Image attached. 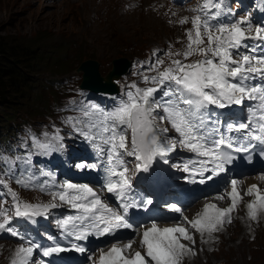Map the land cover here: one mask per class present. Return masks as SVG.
<instances>
[{
	"label": "snow or ice",
	"instance_id": "snow-or-ice-1",
	"mask_svg": "<svg viewBox=\"0 0 264 264\" xmlns=\"http://www.w3.org/2000/svg\"><path fill=\"white\" fill-rule=\"evenodd\" d=\"M221 7L219 0H211V6L206 3L201 10L207 8L212 12V9ZM212 19H216L215 13ZM187 22V17L180 21L181 24ZM191 22L193 28L185 33L187 44L184 50L167 54L183 59H172L162 71L159 66L163 65L164 61L157 60L154 69L157 74L144 77L145 83L150 81L157 85L156 87L139 88L131 85L135 92L129 91L128 99L122 101L111 113H105V118L99 125L75 117L68 118V123L75 121L74 131L93 142L98 155L105 157V171L108 175L103 188L114 194L118 201L116 208L110 207L86 184L66 182L59 185L58 190L51 191L49 194L53 201L58 199L68 203L79 213L58 222L65 231L70 227L74 229L68 231V234L74 236L75 240H84L93 234L98 237L113 235L122 229L135 230L133 223L128 219L129 210L152 204L151 199L140 202L129 199L132 183L127 175L130 169L125 157L133 158L137 172L148 171L157 157L168 163V154L180 147L199 158L195 161L199 167L193 168L189 164L183 166V170L189 173L186 179L191 183H204L205 180L226 171L225 166L235 158L233 152H248L250 148L256 147V144L264 145V83L248 84V81L257 78L264 81V50H261L260 55H255L260 45L264 44V26H257L255 35H250L252 24L247 17L231 24H212L206 16L196 15ZM248 40L259 41L260 44L250 48L252 54H241V48H249L246 43ZM234 53L239 55L240 59H234ZM195 55L202 58L191 63L185 62ZM157 92H161L159 98L155 95ZM245 100L256 101L257 104L248 108L249 116L246 118H237L236 122L227 123L226 132L229 135H226L219 126L222 122L214 119V114L208 109L212 106L221 109L231 105L243 106ZM81 111L84 117L90 118L97 109L95 105H91L85 106ZM165 121L177 133L176 137L167 135L169 128L161 126ZM79 124L84 127H77ZM231 133H243L240 140L244 143H237L230 138ZM54 139L57 142L55 144L40 142L37 137H33L32 143L47 153L57 147H63V137L57 134ZM97 139L100 143H96ZM253 141L256 143H252ZM261 154L264 155V148L261 149ZM77 167L84 168L85 165L80 164ZM197 176L200 177L199 181ZM16 183L24 187L30 186L22 177L16 178ZM230 184L231 191L226 194L231 200L230 207L221 209L216 205H206L203 214L196 219L187 221L185 218L192 229L202 235L208 233L211 236L213 232L219 231L225 222H231L230 214L242 197L237 189L238 180L233 179ZM0 186H6L3 179H0ZM41 190H44L43 186ZM8 192L14 202L15 217L31 219L46 215L49 209L57 207L56 203L22 202L11 188H8ZM246 194L255 196V200L246 205L249 217L255 220L258 212L264 211V193L258 185L253 184L249 186ZM224 198L225 196L218 197ZM170 208L181 212L175 204L170 205ZM210 208L215 209L213 214H209ZM0 216L3 217L0 230L25 240L24 236L10 226L11 217L6 212H0ZM181 240L190 241L193 246L196 243L186 227L177 225L161 228L152 223L151 227L142 233L141 244L146 247L144 255L140 251L124 255L125 251L132 247V242L129 241L123 247L114 244L108 252H102L98 264H180L183 255L194 252V247L189 248L181 243ZM28 244L27 247L21 244L15 250V258L10 264H29L34 251L40 246L31 241H28ZM71 248L80 253L86 251L76 243H73ZM68 250L57 244L44 248L42 255L48 257Z\"/></svg>",
	"mask_w": 264,
	"mask_h": 264
},
{
	"label": "rangeland",
	"instance_id": "rangeland-1",
	"mask_svg": "<svg viewBox=\"0 0 264 264\" xmlns=\"http://www.w3.org/2000/svg\"><path fill=\"white\" fill-rule=\"evenodd\" d=\"M110 1L107 5L106 0H0V37L20 35L19 38L27 40L39 37L41 42L45 38L62 52L67 50L55 78L69 75L80 84L82 72L76 70L79 61L95 59L100 74L105 76L114 58L142 55L148 47L162 43L176 32L174 27L149 11L148 6L126 10L123 8L125 0ZM107 23L109 33H106ZM55 93L59 94L58 89L45 93L44 101H51ZM24 118L44 120L46 114L40 115L38 109L28 110L27 115H18L17 120ZM254 234L252 238L237 224L225 233L218 251L197 257L189 264L264 263V224ZM254 253H258L256 258H252Z\"/></svg>",
	"mask_w": 264,
	"mask_h": 264
},
{
	"label": "trees",
	"instance_id": "trees-1",
	"mask_svg": "<svg viewBox=\"0 0 264 264\" xmlns=\"http://www.w3.org/2000/svg\"><path fill=\"white\" fill-rule=\"evenodd\" d=\"M20 35L0 37V127L15 121L18 115H27L42 101L46 86L40 75L57 72L58 62L53 57L55 49L47 39L27 40ZM57 70V71H53ZM22 122H29L27 118Z\"/></svg>",
	"mask_w": 264,
	"mask_h": 264
},
{
	"label": "water",
	"instance_id": "water-1",
	"mask_svg": "<svg viewBox=\"0 0 264 264\" xmlns=\"http://www.w3.org/2000/svg\"><path fill=\"white\" fill-rule=\"evenodd\" d=\"M125 65H127V61H125ZM81 68L84 70V83L82 86H87L89 88H93V86L89 85L87 83V80L91 77V76H95L98 77L99 73H98V63L96 61L93 60H87L85 62L82 63ZM117 73L114 72V70L110 71L107 74V79L110 82L111 78L113 76H115ZM103 91H108V87L107 84L102 88Z\"/></svg>",
	"mask_w": 264,
	"mask_h": 264
},
{
	"label": "bare ground",
	"instance_id": "bare-ground-1",
	"mask_svg": "<svg viewBox=\"0 0 264 264\" xmlns=\"http://www.w3.org/2000/svg\"><path fill=\"white\" fill-rule=\"evenodd\" d=\"M251 179H253V177L250 178V182H251V183L256 181V180H251ZM244 182H246V180H245ZM246 183H247V182H246ZM238 191H239L240 195H241L242 192H243L241 188H239Z\"/></svg>",
	"mask_w": 264,
	"mask_h": 264
}]
</instances>
